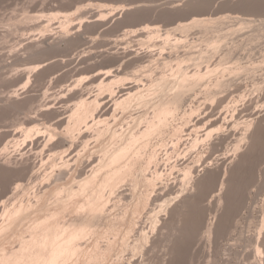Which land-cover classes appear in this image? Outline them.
I'll return each mask as SVG.
<instances>
[{
  "label": "rangeland",
  "instance_id": "obj_1",
  "mask_svg": "<svg viewBox=\"0 0 264 264\" xmlns=\"http://www.w3.org/2000/svg\"><path fill=\"white\" fill-rule=\"evenodd\" d=\"M42 226L69 264H264V0H0V264Z\"/></svg>",
  "mask_w": 264,
  "mask_h": 264
},
{
  "label": "bare ground",
  "instance_id": "obj_2",
  "mask_svg": "<svg viewBox=\"0 0 264 264\" xmlns=\"http://www.w3.org/2000/svg\"><path fill=\"white\" fill-rule=\"evenodd\" d=\"M203 21H204V23H205V20H202V21H200V22H203ZM206 22H207V21H206ZM211 23H212V22H211ZM214 23H215V22H214ZM200 24H201V23H200ZM207 24H208V23H207ZM207 24L205 23L204 25H207ZM196 25L198 26L197 23H196ZM209 25H210V23H209ZM210 26H211V25H210ZM207 27H208V26H207ZM213 27H214V25H213ZM127 79H128V78H127ZM130 83H131V82L129 81L128 84H130ZM132 83H133V82H132ZM126 84H127V82H126ZM135 85H136V84H135ZM181 89H183V88H181ZM95 172H96V171H95ZM98 172H99V174L102 173L101 171H97L96 173H98ZM89 174H90V172H89ZM89 176H90V175H89ZM93 176H96V174L94 173ZM93 176H92V177L90 176L91 179H92L93 181L98 180V179H96V177H94L95 179H93ZM98 176L100 177V175H98ZM98 176H97V177H98ZM90 177H88V180L92 181L91 179H89ZM99 177H98V178H99ZM107 178H110V176H109V177L107 176ZM99 179H100V178H99ZM80 180H81V179H79V181H80ZM82 180H83V179H82ZM86 180H87V179H84V183L87 184L88 182H86ZM88 180H87V181H88ZM104 180H105V182H107L108 180H111V178H110V179H107V180L104 179ZM77 181H78V180H77ZM90 181H89V183H91ZM105 182H104V183H105ZM109 182L112 183V182H114V181H109ZM79 183H81L82 187H83V185H85L84 183L82 184V182H79ZM89 183H88V185H90ZM92 183H94V182H92ZM92 183H91V184H92ZM102 183H103V181H102ZM111 183H110V184H111ZM112 184H113V183H112ZM78 185H80V184H78ZM78 185H76V187H77ZM81 185H80V186H81ZM85 186H86V185H85ZM74 187H75V186H74ZM74 187H73V188H74ZM76 187H75V188H76ZM78 187H79V186H78ZM78 187H77V188H78ZM88 187H89V186H86V187H85V191H86V193H85V192H84V193L82 192L83 194L81 193L82 196H80V197H84V196H85L84 198H87V197H88L87 200L85 199V201H89V199L92 198V195H91L92 192L89 193V194L91 195V197H89L90 195H84V194H87V192H88L87 190L89 189ZM95 187H96V183H95ZM97 187H98V186H97ZM75 188H74V191H75ZM79 188H81V187H79ZM86 188H87V190H86ZM92 189H94V188H91V190H90V189H89V190L92 191ZM261 189H262V188H261ZM74 191L72 190V191H70V192L73 193ZM77 191H79V190L77 189ZM80 191H82V188L80 189ZM83 191H84V189H83ZM90 191H89V192H90ZM72 193H70V194H72ZM75 193H76V191L74 192V195L79 196L78 194H75ZM93 193H94V190H93ZM93 193H92V194H93ZM79 194H80V193H79ZM83 195H84V196H83ZM94 195H95V193H94ZM94 195H93V197L95 198ZM256 195H257V194H256ZM71 196H73V194H72ZM71 196H70V198H71ZM76 196L73 197V198H75L74 202L77 201V200L79 199V198H78V199L76 200V198H77ZM257 196H258V195H257ZM73 198H71V200H73ZM94 198H92V199H94ZM92 199H90L92 203L96 202L95 199H94V200H92ZM99 199H100V198H99ZM71 200H70V201H71ZM80 200H82V198L79 199L78 201L81 202ZM83 200H84V199H83ZM96 200H98V199H96ZM78 201H77V202H78ZM82 202H84V201H82ZM91 202H89L88 204H90ZM99 202H100V200H99ZM84 203H86V202H84ZM92 203H91L90 205L87 204V207L90 206V207H88V209L91 208V206H94ZM59 209H60V208H59ZM59 209H58V211H59ZM63 209H64V210H62V208H61L62 211H65V212H66V209H65V208H63ZM62 211H61V212H62ZM254 211H255V210H253V212H254ZM65 212H63L62 214H64ZM92 212H93V211H92ZM56 213L58 214V216L61 215V214L59 215V212H57V210H56ZM65 215H66V214H65ZM252 215H253V214H252ZM58 216L55 215V217H58ZM60 217H61V216H60ZM60 217H59V220H61ZM86 217H88V216H86ZM39 218H40V217H39ZM41 218H44V217H41ZM47 218L50 219V217H46V219H47ZM51 218H52L51 221H53V220H54V219H53V218H54V215H52ZM61 218H62V217H61ZM93 218H94V217H93ZM24 219H26V218H24ZM28 219H29V218H28ZM35 219H36V217L34 218V220H35ZM49 219H47V220H49ZM80 219H81V218H80ZM34 220H30V225H31V223H32V225H33ZM41 220H43L44 222H46L45 219H41ZM56 220H57L59 223H57ZM59 220H58V218H57V219H55V221H53L54 223H55V222L57 223V227H54V226H56V224H54V223H53L54 226H52V229H53V227H54V233H53V230H50V229H49V228H50L49 226H50L52 223H51L49 226H42V227H39V228L37 229V232H35V234H34L33 236H31V238H30L29 240L22 242L21 245L19 244L20 247H19L17 250H15V251H13V252H10V254L8 253L9 256L7 257V259H6L2 264H26L27 261L30 260V257L27 258V257L30 256V255H32V257H33L34 259H37V258L40 259V256H39V255H40V254H43V251H42V250H43V249H42L43 247H44L45 250H46V249L49 250V248H50L51 250H54V251H52V253L54 252L53 255L50 254V256H53V257H51V258H53V259L51 260V258H50L51 261H49L48 264H50L51 262H52V264H57V263H55V262H57V260H58V264H60L61 261H62V258H63L62 256H63V255H64L63 261H65L66 263L64 262V263H62V264H67V262H68V264H69L70 261H69V260L66 261V256H67L68 254L72 253V250H71V252H69L70 243L73 244V243L71 242V241H72L71 238H69V239H70V240H69L70 242H69V241H64V244H65V245L69 244V246H68V245H67V246H64V244H63V245H60V244L58 243L60 246H62V251L60 250V248H58V246H57L56 248H55L54 246H52V244H53L54 242L56 243V241L54 240V238L57 240V238H58V239H59V238L61 239L62 236H63V238H64V236H67V235H68V234L66 233V231H65V232L63 231V232H62L61 228H60L61 231L59 230V228H58V227L60 226V225H59V224H60V221H59ZM87 220H88V219H87ZM91 220H92V219H91ZM91 220H90V221H91ZM31 221H33V222H31ZM77 221H78V220H77ZM88 221H89V220H88ZM251 221H252V220H251ZM26 222H28V221L26 220ZM26 222H25V223H26ZM41 222H42V221H41ZM48 222H49V221H48ZM62 222H63V221H62ZM62 222H61V223H62ZM70 222H73V220L70 221ZM75 222H76V221L74 220V222L71 223V227H72V226L74 227V225H75V228H76V224H77V222H76V223H75ZM82 222L84 223V221L79 222V223H81L80 225H83ZM23 223H24V220H23ZM35 223H36V222H35ZM39 223H40V222H39ZM42 223H43V222H42ZM63 223H64V222H63ZM63 223H62V224H63ZM65 223H67V222L65 221ZM65 223L63 224V226L65 225ZM19 224H22V223H19ZM37 224H38V223H36V225H37ZM72 224H73V225H72ZM84 224H85V223H84ZM89 224H90V223H89ZM89 224L86 223L85 227L88 226V228H90V227H91V224H90V225H89ZM251 224H252V222H251ZM30 225H29V226H30ZM36 225H35V226H36ZM248 225H249V224H248ZM248 225H247V226H248ZM262 225H263V224H262ZM18 226H19V225H18ZM22 226H23V224H22ZM22 226H20V227H22ZM29 226H28V227H29ZM37 226H38V225H37ZM37 226H36V227H37ZM63 226H61V227H63ZM66 226L69 227L70 224H68V225H66ZM66 226H64V228H62V229L64 230ZM257 226H258V225H257ZM36 227H35V228H36ZM71 227H70V228H71ZM82 227H84V226H82ZM85 227H84L83 229H85ZM251 227H252V226H251ZM18 228H19V227H18ZM18 228H17V229H18ZM24 228H25V227H24ZM30 228H31V227H30ZM33 228H34V226H33ZM55 228L58 229L60 232H59L58 230H56ZM66 228H67V227H66ZM70 228H69V229L67 228L68 230H67V229H65V230L69 231ZM79 228L81 229V226H79L78 229H79ZM26 229H27V228H26ZM28 229H29V228H28ZM73 229H74V228H73ZM263 229H264V226H263ZM24 230H25V229H24ZM85 230H87V228H86ZM88 230H89V229H88ZM248 230H249V229H248ZM16 231H17V230H16ZM28 231H29V230H28ZM51 231H52V232H51ZM56 231L59 232L58 235H57V236H59V237H57V236L55 237V236H54V238H53V240H52L53 243H52V242H50V240H49L50 238H52V236H50V235H52V233L55 234ZM70 231H71V232H70V234H71L72 231H74V230H72V228H71ZM229 231H230V230H229ZM233 231H234V230H233ZM246 231H247V230H246ZM257 231H258V230H257ZM257 231H256V232H257ZM17 232H18V231H17ZM61 232H62V233H61ZM234 232H235V231H234ZM234 232H233V233H234ZM252 232H253V231H252ZM15 233H16V232H15ZM63 233H66V235L63 234ZM68 233H69V232H68ZM262 233H263V232H262ZM59 234H61L62 236L59 235ZM70 234H69V235H70ZM242 234H243V233H242ZM263 234H264V233H263ZM246 235H247V234H246ZM240 236H241V235H240ZM251 236H252V235H251ZM14 237H15V236H14ZM238 237H239V236H238ZM242 237H244V236H242ZM15 238H16V237H15ZM15 238H14V239H15ZM28 238H29V237H28ZM65 238H66V237H65ZM240 238H241V237H240ZM244 238H245V237H244ZM247 238H248V237H246V239H247ZM250 238H252V237H250ZM236 239H237V238H236ZM262 239H263V238H262ZM17 240H18V239H17ZM250 240H251V239H250ZM257 240H258V239H257ZM260 240H261V239H260ZM58 241H59V240H58ZM58 241H57V242H58ZM234 241H235V240H234ZM241 241H242V240H241ZM247 241H248V240H247ZM251 241H252V240H251ZM251 241H250V242H251ZM262 241L264 242V239H263ZM73 242H74V241H73ZM237 242H238V241H237ZM263 242H262V243H263ZM50 243H51V245H50ZM55 243H54V244H55ZM60 243H61V242H60ZM62 243H63V242H62ZM66 243H67V244H66ZM230 243H232V242H230ZM235 243H236V242H235ZM54 244H53V245H54ZM238 244H239V243H238ZM238 244H237V245H238ZM228 245H229V244H228ZM246 245H247V244H246ZM255 245H256V244H255ZM232 246H233V245H232ZM249 246H250V245H249ZM261 246H264V244H262ZM47 247H49V248H47ZM240 247H241V246H240ZM63 248H65V249H64L65 251L63 250ZM66 248H67V249H66ZM41 249H42V250H41ZM45 250H44V251H45ZM57 250H58V251H57ZM231 250H232V249H231ZM66 251L69 252V253H67V255L65 256ZM229 251H230V250H229ZM243 251H244V250H243ZM243 251H241V252L243 253ZM45 252H46V254H47V251H45ZM45 252H44V254H45ZM56 252H57V253L59 252V253L57 254ZM61 252H62V253H61ZM239 252H240V251H239ZM55 253H56V255H54ZM73 253H74V252H73ZM73 253H72V256H73ZM228 253H229V252H228ZM245 253H247V252H245ZM60 254H63V255H61V257H60V256H59ZM234 254H235V253H234ZM243 254H244V253H243ZM36 255H38V256H36ZM241 255H242V254H241ZM43 256H44V255H43ZM43 256H41V257H42V258H41V261H43V259H44V260L47 259V258H43ZM46 256H47V255H46ZM55 256L59 257V259L56 258ZM68 256H69V255H68ZM68 256H67V257H68ZM227 256H228V255H227ZM237 256H238V255H237ZM242 256H243V255H242ZM35 257H37V258H35ZM44 257H45V256H44ZM47 257H48V256H47ZM240 257H241V256H240ZM26 258H27L28 260H26ZM33 258H32L33 263L31 262V264H34V259H33ZM48 258H49V257H48ZM54 258H55L56 260H55ZM60 258H61V259H60ZM224 258H226V257H224ZM257 258H258V257H257ZM1 259H2V258H0V260H1ZM69 259H70V258H69ZM226 259H227V258H226ZM226 259H225V260H226ZM232 259H233V257H232ZM241 259H243V258H241ZM241 259H240V260H241ZM254 259H255V258H254ZM32 260H30V261H32ZM53 260H55V261L53 262ZM60 260H61V261H60ZM70 260H71V259H70ZM2 261H3V260H2ZM2 261H1V262H2ZM30 261H29V262H30ZM35 261H38L40 264H45V263L47 262V261H44V263H42V262H40V260H35ZM59 261H60V263H59ZM63 261H62V262H63ZM226 261H227V260H226ZM256 261H257V260H256ZM29 262H28L27 264H29ZM250 262H251V260H250ZM36 263H37V262H36ZM39 263H37V264H39ZM226 264H227V263H226ZM249 264H252V263H249Z\"/></svg>",
  "mask_w": 264,
  "mask_h": 264
}]
</instances>
